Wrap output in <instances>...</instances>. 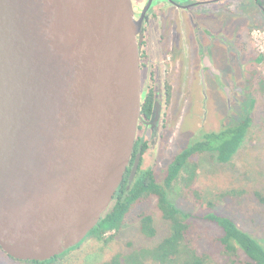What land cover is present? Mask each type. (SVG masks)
Wrapping results in <instances>:
<instances>
[{
  "label": "water",
  "instance_id": "1",
  "mask_svg": "<svg viewBox=\"0 0 264 264\" xmlns=\"http://www.w3.org/2000/svg\"><path fill=\"white\" fill-rule=\"evenodd\" d=\"M143 30L133 0H0V247L12 258L64 253L110 207L142 116Z\"/></svg>",
  "mask_w": 264,
  "mask_h": 264
},
{
  "label": "rangeland",
  "instance_id": "2",
  "mask_svg": "<svg viewBox=\"0 0 264 264\" xmlns=\"http://www.w3.org/2000/svg\"><path fill=\"white\" fill-rule=\"evenodd\" d=\"M222 4L224 12L217 17L223 19L225 27L228 26V33L232 34L230 30L233 29V35L227 38L231 40L237 36L235 55L231 49L223 51V79L230 86L232 71L237 72V84L241 90L237 100H228L223 90L215 99L208 90V107L204 106L198 74L193 68L190 72L191 84L183 90V101L178 104L180 101L171 96V116H166L160 136L156 138L157 145L153 149L156 152L145 154L141 167H152L157 180L161 181L174 156L202 133L235 124L250 114L252 125L232 162L221 163L213 152L198 156L195 187L201 192L203 200H213L214 206L208 207L207 203L202 206L193 193L185 190L179 195L174 193L179 207L191 213L190 235L201 252L210 253L211 264H240V259L244 257L242 252L229 255L218 247L216 238L219 228L202 219L201 215L209 210L228 215L264 244V202L256 195V192L264 194V12L255 0H222ZM178 24L174 26L175 37L184 33ZM192 31L191 27L187 30L189 37ZM164 45L166 48L168 42ZM195 46L193 43L192 65ZM210 81L209 77L208 84ZM219 193L225 196H217ZM144 212L154 218L157 234L153 238L141 231L140 215ZM168 231L169 224L162 216L157 198L149 196L136 204L119 230L106 233L105 237L110 238L108 242L89 236L57 261L45 264H105L117 252L157 243ZM0 264L40 263L17 260L0 247Z\"/></svg>",
  "mask_w": 264,
  "mask_h": 264
},
{
  "label": "trees",
  "instance_id": "3",
  "mask_svg": "<svg viewBox=\"0 0 264 264\" xmlns=\"http://www.w3.org/2000/svg\"><path fill=\"white\" fill-rule=\"evenodd\" d=\"M256 1L264 7V0ZM252 121L253 117L249 114L235 124L224 126L217 131L202 133L198 139L174 156L161 181L157 180L151 167H140L128 187V168L107 212L84 240L94 236L108 242L110 238L105 237L106 233L119 230L137 203L146 197L154 196L157 198L163 218L168 221L167 235L153 245L117 252L105 264H211L210 253L201 252L190 235L191 213L179 207L174 193L179 195L183 190L191 192L202 206L207 203L208 207H213L214 201H204L201 192L195 187L199 168L198 156L205 152H213L221 163L232 162L249 133ZM256 195L264 202V194L256 192ZM217 196L225 195L219 193ZM201 218L219 228L220 233L216 241L218 247L225 253L234 255L242 252L244 257L240 259V264H264V244L239 227L232 217L209 210L202 214ZM140 227L142 233L149 238L157 234V227L151 214L144 212L140 215ZM73 248L52 259L33 262L40 264L55 262Z\"/></svg>",
  "mask_w": 264,
  "mask_h": 264
},
{
  "label": "flooded vegetation",
  "instance_id": "4",
  "mask_svg": "<svg viewBox=\"0 0 264 264\" xmlns=\"http://www.w3.org/2000/svg\"><path fill=\"white\" fill-rule=\"evenodd\" d=\"M133 3L137 16L144 20L143 34L138 35L142 44L141 88L144 100L135 148L128 166L129 178L139 152L138 168L145 154L156 152L153 150L157 145L156 138L160 136L166 116H171L173 103L170 98H177L180 101L178 104L183 101V90L191 84L190 72L193 68L198 74L204 106L208 103V90L215 99L223 90L228 100H237L241 91L235 70L232 71L230 86L223 79V51L231 49L235 55L237 36L231 40L227 38L233 35V29L230 30L232 34L228 33V26L225 27L223 19L217 17L224 12L225 3L222 4V0H133ZM259 6L264 12V7ZM177 22L184 32L181 37L174 36ZM190 27L193 31L189 37L187 30ZM166 41L168 45L165 48ZM193 43L196 46L192 65Z\"/></svg>",
  "mask_w": 264,
  "mask_h": 264
}]
</instances>
